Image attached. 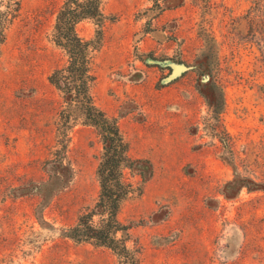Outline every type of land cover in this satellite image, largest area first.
<instances>
[{"label": "rangeland", "instance_id": "374dc122", "mask_svg": "<svg viewBox=\"0 0 264 264\" xmlns=\"http://www.w3.org/2000/svg\"><path fill=\"white\" fill-rule=\"evenodd\" d=\"M61 0H19L0 44V264H128L64 236L97 200L98 130L57 129ZM0 9H4L1 6ZM90 92L118 122L138 264H264V0H104ZM189 69L175 76L173 66ZM59 126V125H58ZM63 153V154H62ZM62 160L59 166V160Z\"/></svg>", "mask_w": 264, "mask_h": 264}, {"label": "trees", "instance_id": "16d2710c", "mask_svg": "<svg viewBox=\"0 0 264 264\" xmlns=\"http://www.w3.org/2000/svg\"><path fill=\"white\" fill-rule=\"evenodd\" d=\"M104 0H61L56 12L52 32L53 43L67 55L65 66L54 69L48 81L61 93L64 108L58 114L57 129L69 138L68 131L76 124L90 125L98 130L102 153L96 168L99 193L94 205L81 213L74 224L64 232L70 240L110 249L126 259L128 264H138L137 249H130L129 226L118 218L123 200L134 191L126 176L137 160L128 154L118 122L96 106L90 92L94 75L91 69L93 52L99 44L101 30L96 39H86L77 31V25L91 20L102 26L106 17L102 10ZM19 0H0V44L4 40L5 24L17 10ZM59 125V126H58ZM63 154V153H62ZM62 160H59V166Z\"/></svg>", "mask_w": 264, "mask_h": 264}, {"label": "water", "instance_id": "95a60500", "mask_svg": "<svg viewBox=\"0 0 264 264\" xmlns=\"http://www.w3.org/2000/svg\"><path fill=\"white\" fill-rule=\"evenodd\" d=\"M174 68V72L172 73V76H175L177 73H179V71H185L186 69H189L187 66L185 65H181V64H176L173 66Z\"/></svg>", "mask_w": 264, "mask_h": 264}, {"label": "crops", "instance_id": "0c3cea01", "mask_svg": "<svg viewBox=\"0 0 264 264\" xmlns=\"http://www.w3.org/2000/svg\"><path fill=\"white\" fill-rule=\"evenodd\" d=\"M128 154H129V150H128ZM130 156V155H129Z\"/></svg>", "mask_w": 264, "mask_h": 264}]
</instances>
